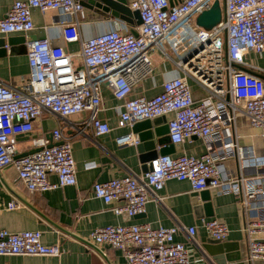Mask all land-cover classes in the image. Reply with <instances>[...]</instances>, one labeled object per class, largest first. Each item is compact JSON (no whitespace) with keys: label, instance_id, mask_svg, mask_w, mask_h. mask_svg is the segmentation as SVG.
Returning a JSON list of instances; mask_svg holds the SVG:
<instances>
[{"label":"built area","instance_id":"1","mask_svg":"<svg viewBox=\"0 0 264 264\" xmlns=\"http://www.w3.org/2000/svg\"><path fill=\"white\" fill-rule=\"evenodd\" d=\"M215 1L223 3V16L210 30L198 27L196 18ZM141 24L137 36L110 30L83 40L79 25L86 19L78 0H18L0 19V36L34 30L32 11L55 12L62 18L61 38L79 43L80 64L47 38L30 41L27 50L29 76L18 87L0 83V171L13 168L18 181L30 193H44L76 185L70 138L61 128L50 132L52 146L43 136L29 139L33 151L19 155L17 138L29 137L44 113L65 119L87 113L85 126L94 138L111 132L98 115L106 89L118 102L117 129H132L142 121L167 118L170 144L193 137L204 144L200 156H158L140 179L125 176L92 186V195L105 205L120 203L115 215H144L146 204L160 202L158 192L170 180L188 182L192 193L214 190L232 194L244 216L246 261L264 260V187L244 178L229 177L222 164L236 153L243 158L234 129L239 116L261 131L264 140V82L249 72L250 54H264V0H131ZM159 53L173 63L180 76L166 80L152 98L133 97V90L153 73L152 55ZM190 83L203 97L195 100ZM117 147L138 146L133 132L115 138ZM246 165L264 167V154L250 155ZM50 175L56 181H50ZM1 178V175H0ZM18 205L10 202L7 210ZM209 239L225 241L229 230L217 219H203ZM178 227L152 228L149 224L109 225L92 231L95 246L120 251L126 264H193L190 248L175 241ZM189 236L195 227L185 230ZM41 231L11 233L0 229V256L59 257L57 245L42 243Z\"/></svg>","mask_w":264,"mask_h":264},{"label":"crops","instance_id":"2","mask_svg":"<svg viewBox=\"0 0 264 264\" xmlns=\"http://www.w3.org/2000/svg\"><path fill=\"white\" fill-rule=\"evenodd\" d=\"M15 1L18 0H0V19L5 17L7 10ZM126 1L129 4L131 0ZM168 1L170 4H176L183 0ZM85 13L86 19L79 25L83 40L110 30L129 32L131 27L109 14L102 16L88 9H85ZM32 21L34 30L27 35L0 36L3 40L11 39L10 45L0 47V83L5 86L18 87L21 81L28 78L27 50L32 38H47L52 46L62 47L69 55H74L75 65L80 64L78 57L80 44L66 43L62 40L60 28L62 18L57 13L42 14L38 10H33ZM136 28L134 25V29ZM151 58L153 73L135 87L133 97L152 98L162 91L164 81L181 75L173 63L163 59L159 53L153 54ZM246 63L255 68L247 69V72L264 77V54L261 56L250 54L246 58ZM262 80L264 82V78ZM190 88L195 100L203 97L202 91L192 83ZM100 110L98 117L107 122L112 129L109 134L100 138H94L90 129L85 126L87 113L65 119L44 113L42 118L34 123L32 135L17 138L18 153L25 155L33 151L29 143L30 138L43 136L50 142V132L57 127L61 128L64 135L70 138L76 185L44 193H30L18 181L13 168L0 171L1 180L7 187L0 186V229L11 233L41 231L42 243L46 246L57 245L61 252L59 257L0 256V264H126L120 251L107 246H95L89 238L92 231L100 227L132 224H149L152 228L178 227L175 241L190 248L192 263L215 264L213 258L202 247L209 239L201 228L203 219H217L229 230L228 237L222 244L227 246L231 254L238 253L241 259L225 264H264V260H255L251 263L246 261L247 245L242 232L244 216L232 194L205 190L206 202H201L198 195L197 205L188 182L170 180L158 192L161 201L150 200L146 204L145 214L133 218L114 214L112 209L120 203L105 205L101 200L94 198L92 195L94 183L125 176L140 179L145 173L142 170L143 152H140L137 146L119 148L115 144L116 137L132 132V129L116 128L118 102L106 89H103ZM231 134L235 135L238 147L242 148L243 158L236 157V153L228 157L222 163L226 173L229 177L243 176L256 188L264 187V167L245 164L246 158L250 155L260 157L264 154L261 131L252 128L246 118L239 116ZM153 141L156 144L155 151L169 144L167 136L157 138L153 134ZM203 153V142L193 137L191 141L173 145L167 155L200 156ZM49 179L52 182L56 181L54 175H50ZM16 195L25 204L16 198ZM10 202H15L18 205L17 209L7 210L6 205ZM205 204L207 207L202 209L200 205ZM190 227L196 228L192 237L185 232Z\"/></svg>","mask_w":264,"mask_h":264},{"label":"water","instance_id":"3","mask_svg":"<svg viewBox=\"0 0 264 264\" xmlns=\"http://www.w3.org/2000/svg\"><path fill=\"white\" fill-rule=\"evenodd\" d=\"M80 4L88 10L93 11L96 14L102 16L111 15L120 21L130 25L129 33L133 36H137V31L134 29V25L139 26L141 24L140 17L137 11H131L128 7L126 0H78ZM223 16V5L221 6L219 1H215L211 8L202 14H200L195 23L198 27L205 30H210L215 25H217ZM36 40L32 38L31 41ZM11 39L3 40L0 39V47H4L6 44L10 45ZM259 77V76H258ZM260 78H264L260 76ZM132 132L137 135L139 139V144L137 148L140 152H143L142 157V170L146 173L151 170V162L155 160L158 156L167 155L170 153L173 145L170 144L168 138V127L166 123V117H158L153 120H146L135 124L132 127ZM153 134L157 138L167 136V141L169 144L163 145L159 151H155L156 144L153 141ZM50 142L51 137L49 136ZM52 143L48 145L51 147ZM5 186L4 182L0 178V186ZM6 187V186H5ZM7 188V187H6ZM9 190V189H8ZM14 196L15 194L12 193ZM200 197L201 202H206L207 199L204 197V191L199 193H194L195 201L197 205V197ZM22 201L19 197H17ZM24 203V201H22ZM25 204V203H24ZM202 209H205L207 205H200ZM221 241H216L208 239L206 244L203 245L205 252L213 258L215 264H225V262H235L240 261L241 257L238 253H230L231 251L227 248L225 244ZM230 253V254H229Z\"/></svg>","mask_w":264,"mask_h":264},{"label":"rangeland","instance_id":"4","mask_svg":"<svg viewBox=\"0 0 264 264\" xmlns=\"http://www.w3.org/2000/svg\"><path fill=\"white\" fill-rule=\"evenodd\" d=\"M221 6L223 5L222 1L220 2ZM193 98H194V95L192 94Z\"/></svg>","mask_w":264,"mask_h":264}]
</instances>
